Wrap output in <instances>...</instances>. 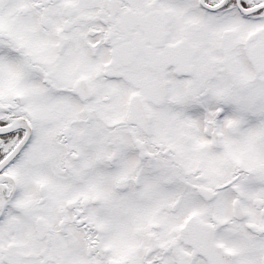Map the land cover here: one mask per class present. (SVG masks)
<instances>
[{
    "label": "snow or ice",
    "instance_id": "obj_1",
    "mask_svg": "<svg viewBox=\"0 0 264 264\" xmlns=\"http://www.w3.org/2000/svg\"><path fill=\"white\" fill-rule=\"evenodd\" d=\"M0 264H264V0H0Z\"/></svg>",
    "mask_w": 264,
    "mask_h": 264
}]
</instances>
